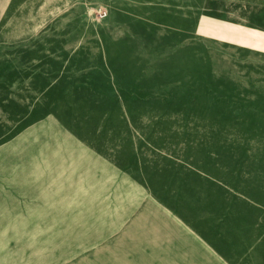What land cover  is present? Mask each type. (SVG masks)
<instances>
[{
	"label": "rangeland",
	"instance_id": "374dc122",
	"mask_svg": "<svg viewBox=\"0 0 264 264\" xmlns=\"http://www.w3.org/2000/svg\"><path fill=\"white\" fill-rule=\"evenodd\" d=\"M0 264H264V0H0Z\"/></svg>",
	"mask_w": 264,
	"mask_h": 264
}]
</instances>
